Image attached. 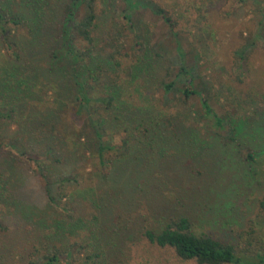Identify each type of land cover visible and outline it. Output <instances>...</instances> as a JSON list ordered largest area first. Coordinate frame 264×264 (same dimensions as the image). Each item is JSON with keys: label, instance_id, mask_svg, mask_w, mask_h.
<instances>
[{"label": "trees", "instance_id": "1", "mask_svg": "<svg viewBox=\"0 0 264 264\" xmlns=\"http://www.w3.org/2000/svg\"><path fill=\"white\" fill-rule=\"evenodd\" d=\"M106 1L108 5L114 2L0 0V124L5 129L12 128L9 136L0 134V152L5 154L0 167L6 169L4 173L0 171V234L14 228L22 234L11 245L0 244V264L7 259H15L13 264H73L79 256V264H125L123 245L115 246L125 240L123 234L129 227L132 232L128 238H135L132 243L143 241L159 249L170 248L182 260L197 264L263 263L264 257L257 255L264 249L263 239H257L255 244L239 242L236 251L233 244L198 230L195 211L181 209L186 206L180 203L185 191L182 187L164 194L160 186L167 183L165 175H169L160 167L164 162L175 159L181 168L184 166L186 175L199 177L205 169L212 170L208 164L212 151L223 159L239 158L240 149L246 146L244 137L254 146L252 151L247 148L243 161L255 163L256 150L259 152L263 145V125L252 127L243 119L225 121L216 116L202 93L193 88L197 75L184 65L176 39L173 53L165 60L144 34L135 36L133 60L125 67L120 56L103 52L100 43L114 41V35L120 33V27L101 7ZM124 1V11L148 8L159 14L170 30L169 18L153 0ZM122 17L129 19L127 13L122 12ZM250 47L251 43H246L234 55L242 59ZM167 75L171 79L165 80ZM152 83L183 107L190 95L197 96L199 112L186 114L189 117L192 112L198 118H181L183 112L172 118L158 112L140 96ZM129 86L139 95L134 102L132 97L123 96L122 91ZM200 129L206 137H201ZM104 132L116 135L118 141L102 139ZM89 157L98 165L99 179L106 182L111 176L113 181L103 197L99 194L94 199L98 214L103 205L107 210L113 206L114 211L119 210L122 218L109 234L103 232V222L96 214L83 221L80 212L78 215L70 205L71 200L66 199L67 186L75 182L79 163ZM261 161L256 171L248 169L250 178L264 176ZM31 163L41 204L23 199L17 192L27 176L16 174V167ZM114 170L123 175L127 186H123L120 203H116L120 191L114 188L116 175L110 174ZM176 173L180 171L172 175ZM146 178L151 179L146 190L154 197L146 215L136 212L129 218L127 212L138 208L139 198L133 195L141 190L136 188L147 183ZM215 193L227 199L199 203L196 219L198 223L204 219L209 223L220 221L221 227H227L237 220L238 213L228 192ZM257 207L261 217L251 220L249 233L264 224V199L258 201ZM108 219L112 221V214ZM250 245L256 251L254 256L246 255Z\"/></svg>", "mask_w": 264, "mask_h": 264}, {"label": "rangeland", "instance_id": "2", "mask_svg": "<svg viewBox=\"0 0 264 264\" xmlns=\"http://www.w3.org/2000/svg\"><path fill=\"white\" fill-rule=\"evenodd\" d=\"M153 1L159 4L164 10V14L169 18L170 30L168 24L159 14L151 13L148 8L139 7L131 11L127 8L124 11V0H114L111 5H108L106 1L101 7L108 11L105 12L108 14V18L120 27V33L114 35V41L101 42L102 51L120 56L121 64L125 67L133 60L135 36L146 35L150 40V46L161 52L164 55V60L173 53L174 39H176L180 45L184 65L193 68L197 75L192 82L193 88L202 93L216 116L225 121L243 119L248 121L252 127L263 125L262 129L260 128L262 135L260 141L263 145L259 152L256 150L255 163L250 162L248 164L243 161L247 148L251 149L254 146V143L248 141L246 137L242 141L246 146L240 149L239 158L223 159L217 151L214 153L212 151L208 159L209 166H213L212 170L206 172L205 169L199 177L186 175L183 172L184 166L181 168L179 163L173 159L160 166L169 173V175H165L167 183L160 184L164 189L163 193H175L178 188L182 187L185 191L180 195V203L186 204V206H181V209H188L189 212L195 211L193 218L198 230H206L216 238L233 244L236 251L239 248L237 245L239 242L248 244L250 241L255 244V241L260 238L263 239L262 247L264 248V224L258 230L255 229L254 233L248 232L251 220L261 217L257 205L259 200L264 199V176L256 175L254 180L249 177L247 172L248 169H252L253 172L256 171L257 165L262 163L261 160L264 162V0ZM122 12L127 13L129 19L123 18ZM173 32L176 36L173 35ZM246 43H251V47L244 53L242 59H238L234 52ZM2 54L3 51L0 47V60ZM165 65L167 67L169 64L165 62ZM168 68L170 69V66ZM171 68L174 71V67ZM170 71L172 72L171 69ZM169 79H171V75L165 76V80ZM122 92L127 99L132 97L133 102L139 97L131 86ZM126 93H130L131 96L126 95ZM140 96L146 99L157 111L172 116V118L175 113L182 112L184 116L181 118H198L196 115L193 116L192 112L189 117L186 114L187 111L193 110L199 112L198 97L195 95H190L186 100V106L183 107L180 101L169 94L164 95L162 90L157 89L156 84L152 83L148 86L146 93ZM93 114L92 117L95 118L96 115ZM200 122L203 123V120ZM208 125L211 126L210 123ZM11 129H5L3 124H0V134L3 136H9ZM199 134L201 137L207 136L206 132L201 129ZM106 138L110 139L111 143L118 141L116 135H109L104 132L102 139ZM83 155L87 156L88 153L84 151ZM4 156L5 154L0 152V163L5 160ZM92 162H95L94 158L89 157L79 163L81 167L76 169L75 182L67 186L66 193L68 196L66 199L71 200L70 205L75 207L74 210L77 214L80 212L83 221H87L96 214L97 218L103 222V232L109 234L113 227L117 228L116 223L122 217L119 216V210L114 211V206L110 210L105 209L104 205L101 206L99 214L95 210L94 199L98 198L99 194L103 197L104 192L108 190L113 181L110 179L111 176L106 182L100 180L98 165ZM17 167L16 174L20 177L22 174L27 176L25 184L17 189L20 194L19 197L31 200L35 204H41L42 196L34 165L31 163L26 167L23 165ZM201 168L205 167L201 165ZM0 171L4 173L6 169L1 166ZM115 171L110 174L114 175ZM173 171H180V173L172 175ZM115 175L117 185L114 188L120 189L116 203H120L124 197L122 194L124 187L127 188V186L122 174L116 172ZM166 177L162 179V182ZM145 180L147 183H142L139 188H136V190L141 189L138 190L140 193L136 191L137 194L133 195L135 199L136 197L139 198L138 208L135 206L133 210L127 212L129 218L134 217L136 212L146 215L149 201L154 197L150 191L146 190L151 179L146 178ZM131 184L133 185V183ZM215 190L228 192V199L238 213L237 220L227 227H221L220 221L209 223L207 219H204L198 223L196 219V209L199 207V203H213L215 200L227 199L216 195ZM212 192L215 194H211ZM109 212L112 214V221L108 219ZM129 229L123 234L126 241L117 242V246H115L123 245L121 252H123L122 257L125 264H197L193 260L178 258L170 248L159 249L146 245L143 241L132 243L135 238H128L131 235L129 232H132ZM21 237L22 234L14 228L7 234H0V244L11 245ZM247 248L246 255L254 256L256 251H254L253 245ZM257 255L264 257V249L258 251ZM80 259L79 256L78 261L73 262V264H79ZM16 262L15 259L5 260V264ZM258 264H264V262Z\"/></svg>", "mask_w": 264, "mask_h": 264}]
</instances>
